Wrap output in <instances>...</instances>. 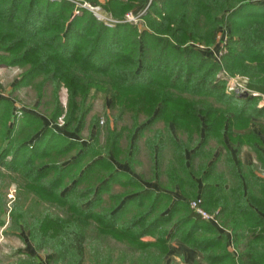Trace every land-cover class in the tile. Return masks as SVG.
<instances>
[{"label":"trees","instance_id":"trees-1","mask_svg":"<svg viewBox=\"0 0 264 264\" xmlns=\"http://www.w3.org/2000/svg\"><path fill=\"white\" fill-rule=\"evenodd\" d=\"M84 1L98 4L0 0V50L11 63L27 65L19 82L39 75L40 85L52 80L53 87L67 88L64 126L70 133L78 131L87 112L75 97L83 99L90 86L106 88L109 106L118 110L114 120L125 113L131 118L127 149L118 145L120 131H108L102 146L98 133L83 144L24 112L25 124L36 128L17 144L13 127H5L0 166L57 212L17 208L9 212L14 225L23 227L36 249L51 250L50 264H82L86 252L87 264H121L127 253L134 257L130 264H163L176 237L201 251L207 264H264V126L259 133L250 128L254 119H264V102L259 105L261 97L252 95L264 93V0H149L135 24L123 15L147 0H105L100 8L119 20L112 25L77 6ZM222 27L228 36L218 59L189 45H211ZM222 71L246 77L251 92L241 97L225 91ZM10 109L11 102L0 97V121ZM60 110L55 104L50 117ZM146 132L151 177L177 185L183 199L143 190L137 174L115 170L114 162H125L134 173L137 141ZM244 145L253 150L258 166L241 161ZM73 149L67 166L40 162L52 152ZM85 158L60 194L71 164ZM94 170L104 176L83 185ZM114 185L123 191L114 193ZM103 194L111 205H105ZM196 198L208 212L217 211L215 218L231 231L236 253L226 247L224 234L190 208ZM144 235L154 240H141ZM109 239L122 245L116 260Z\"/></svg>","mask_w":264,"mask_h":264},{"label":"rangeland","instance_id":"rangeland-1","mask_svg":"<svg viewBox=\"0 0 264 264\" xmlns=\"http://www.w3.org/2000/svg\"><path fill=\"white\" fill-rule=\"evenodd\" d=\"M104 1L105 0H97L98 4L92 6L84 1L82 3H79V5L77 6H83L85 9L90 11L97 20H101L104 24L112 25L114 22H118L119 20L115 19L100 8ZM148 1L149 0H147V2L144 3L140 8H135L130 12H126L123 15L124 20L132 24L140 23L138 22V16L143 13ZM73 12L76 15L80 13V10L75 9ZM126 14L131 15L130 17L132 18V20H129L130 17H125ZM219 36H221L222 38ZM227 36V29L222 27L218 32L216 40L211 45H197L194 42H190L189 45L198 48L199 50L205 51L207 54H210V56L215 58L216 55L219 54V52L217 51L218 48L220 49V51H224L223 45L225 41L223 40V37L226 40ZM212 47H214V50L211 49ZM0 57L5 58H0V97L6 98L11 102V109L9 111V113L11 112V114H8V117L5 120L3 116L2 120L0 121L1 149L7 144V140L3 137L6 133L5 127H13L14 131L12 137L17 144L21 143L24 140L27 141V138H29L30 135L33 133L32 131L36 128V124L34 123L31 125H26L25 121L21 118L24 112H27L29 114L31 113L32 115L37 116V118L40 119L43 125H46L48 128L53 129L54 131H56V133L62 134L66 137L69 136L83 144L87 143L93 137V135L95 136V133H98V143L102 146L108 131H110L111 133L120 131L121 134L119 135L118 145H120V148H122V150L124 151L125 149H127L124 148L127 143V137L125 135L128 134V131L132 125L131 118L129 117L128 113H125L118 120H114V117L117 115L118 110L117 107L111 108L109 106V100L106 96V88H104L103 86H90L88 88V91H86L87 93L85 97L83 96V99L80 96L75 97L76 103L80 105L83 109L87 108V112L84 115L83 124L78 128V131H71L70 133L67 130V127L64 126L65 114L69 102L67 88L62 83L56 88L53 87L52 80H46L42 85H40L39 83L41 77L39 75H35L32 78L27 79L26 81L24 80L19 82L21 74L25 71L27 65L11 63V61H9L10 58H8L11 56L6 55L5 52L1 50ZM231 77L237 78L236 81H240L238 79L239 76L237 77V75H233ZM227 81L225 91L231 92L230 90H228ZM249 92H251V90L247 91L248 94ZM252 95H259V97H261L259 100H257L259 105L264 102V93H261L260 95L259 92H255ZM55 104H58L61 110L60 114H58L53 119L50 117V114L52 113ZM6 107L7 105H5V107L3 108L6 110L5 114L8 111ZM259 121L264 122L263 120H254L252 127L257 128V124L259 123ZM154 126H162V122H156ZM245 131L246 130H240L241 133H245ZM147 135L148 132L142 134L137 141V152L135 153L132 159V168L134 173H139V175L143 178L151 179L150 158L148 152L145 151L143 147V139ZM35 136L36 134L29 139L28 143ZM59 143L60 142L57 140V144ZM244 146L246 149L249 150V152L247 150L244 151L245 157H247V155L250 153L255 162V155L253 150L247 145ZM74 155V149L67 152H52L49 156L46 155L44 158H42L40 162H55L60 165H66L68 163L69 165V161ZM85 163L86 158L83 159L80 163L71 164L69 172L63 176V184L58 187L60 194H62L63 190L66 188L67 181L71 178V173L74 176L80 171V168ZM255 165L258 166L259 164L256 163ZM10 173L11 172L6 171L4 167L0 166V207H2L0 210V217H3V219H7V226L15 224L13 223L9 212L15 213V209L17 208L20 210L29 208L31 210V213L34 212L32 208L36 209V211L42 209L45 212L47 211L51 214L57 212V209H53L52 206H49L46 203L44 205V202H41V200L36 198L32 193L26 192V189L21 186L20 179H17L14 174ZM103 174V172L95 170L92 171L86 177L87 179L84 181L83 185L98 182L99 179L104 176ZM111 187L114 193H119L123 191V188L119 187L118 185H114ZM101 198L105 200L103 202L106 206L111 205V203H113V200L109 199L107 197V194H103ZM3 238L4 240H6V245H8L9 247L15 246L16 249L19 248L17 246V244H19V241L16 239V237H13L12 234L9 233L8 237L4 236ZM108 243L109 247L111 249L113 248V251L119 249V246L116 245L114 242H111L110 239L108 240ZM15 252H18L17 254L20 256L22 254L20 251H14V253ZM116 253L117 252H115V254ZM89 260L90 259L88 258V261Z\"/></svg>","mask_w":264,"mask_h":264},{"label":"crops","instance_id":"crops-1","mask_svg":"<svg viewBox=\"0 0 264 264\" xmlns=\"http://www.w3.org/2000/svg\"><path fill=\"white\" fill-rule=\"evenodd\" d=\"M254 120H263L264 119H254ZM254 122V121H253ZM252 122V124H253ZM252 124L250 125V128L253 131H259V128L261 125L264 126V122L259 121V125L257 124V128H253ZM174 134H175V130H173ZM259 133V132H258ZM262 135V134H261ZM68 136V135H67ZM69 137V136H68ZM262 139L264 140V136H261ZM71 138V137H69ZM232 150L234 151V149L232 148ZM248 151V149L245 148V146H243L241 148L240 151V157H241V161L244 164H248V165H255L256 163L258 164V162L252 157V155L249 153H247V157H245V153L244 151ZM115 165V170H121V171H126L128 173H131L133 175H135L137 177V179L139 181H141L142 185H143V190L146 189H152L155 192H167L169 194H171L173 201L177 200V199H183V193L181 192V190L178 188L177 185H174L172 187H168L166 186L165 180L163 179V183H159L157 182V180H155V178L151 177V179H146L143 178L139 175V173H132L131 169H129V167L127 166V164L125 162H114ZM152 166L150 165V172L152 175ZM258 172H261L259 170H261L260 167L257 168ZM256 169V170H257ZM137 174V175H136ZM263 174V172H262ZM264 175V174H263ZM168 212V209H165L162 211V214H165ZM217 212V211H215ZM214 212V213H215ZM212 213V212H210ZM203 219V218H202ZM208 222H210L213 226H215L221 234H224L227 238V248L233 252H235V249L232 246V233L229 229L222 227L221 225H219V223L217 222L215 216L212 217L211 219H204ZM0 264H18L19 261L23 260V259H30V261H32L33 264H50V258H51V250L47 249V248H40V249H36L33 246V243L29 241L28 236H27V232L23 229V227L21 225H11V226H7V219H3V217H0ZM172 227H170L168 229V231H171ZM3 233V234H2ZM12 234L13 237H16V239L19 241V244H17V246L19 248H15V246H8L6 245V240H4V236L8 237V235ZM143 241H153L154 240V236L152 235H144L140 238ZM111 242H114L116 245L119 246V248L122 247V245L113 240L110 239ZM15 249V250H14ZM118 250V249H117ZM115 250L113 251L112 248V259L116 260L117 255H118V251ZM14 251H20L22 254L21 256L18 255V252ZM115 252H117L115 254ZM236 253V252H235ZM89 254L88 252L85 253L84 255V259L82 261V264H87L88 263V258H89ZM126 257V256H125ZM131 256V253H127V257L123 259V261H121V264H130L132 263L131 260H133ZM163 264H207L206 261L204 260L203 254L201 251L197 250V249H193L190 246H188L186 243H184L181 239H179L178 237L173 238L169 241L168 243V249H167V253L164 255V259H163ZM114 263V262H113Z\"/></svg>","mask_w":264,"mask_h":264},{"label":"built area","instance_id":"built-area-1","mask_svg":"<svg viewBox=\"0 0 264 264\" xmlns=\"http://www.w3.org/2000/svg\"><path fill=\"white\" fill-rule=\"evenodd\" d=\"M91 8V7H90ZM131 15H125V17H130ZM129 20H132V18L130 17ZM218 36V35H217ZM221 37V36H219ZM222 38V37H221ZM223 40L225 41L224 37H223ZM222 46V45H221ZM217 48V47H216ZM211 49L214 50V47H212ZM219 52L218 55H216L215 59H218L219 58V55L221 53L220 49L218 48L217 50ZM220 76L223 77L226 81H227V86H228V90L230 91H234V92H237V93H242V92H245V91H248V88L246 86V77L244 76H240V75H237L238 79L240 81H236L237 78H234V77H231L230 75H228L226 72L222 71L220 73ZM231 78H230V77ZM241 77V79H240ZM233 81V82H232ZM189 206L191 209H193L197 215H199L201 218L203 219H211L212 217H214L216 215L217 212L215 213H210L208 212L207 210H205L201 205H200V198H196V199H193L189 202Z\"/></svg>","mask_w":264,"mask_h":264},{"label":"water","instance_id":"water-1","mask_svg":"<svg viewBox=\"0 0 264 264\" xmlns=\"http://www.w3.org/2000/svg\"><path fill=\"white\" fill-rule=\"evenodd\" d=\"M239 95H240L241 97H245V96L248 95V93H247V91H245V92L240 93Z\"/></svg>","mask_w":264,"mask_h":264}]
</instances>
